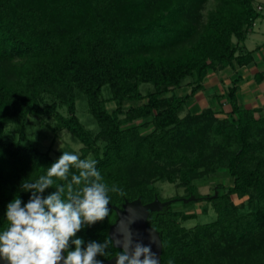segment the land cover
Segmentation results:
<instances>
[{"label": "trees", "instance_id": "16d2710c", "mask_svg": "<svg viewBox=\"0 0 264 264\" xmlns=\"http://www.w3.org/2000/svg\"><path fill=\"white\" fill-rule=\"evenodd\" d=\"M254 1L217 0L204 22L209 0H0V232L8 226V203L17 196L27 203L31 195L21 183L36 181L56 161L23 144L28 117H49L84 146L82 159L93 154L102 182L117 189L109 191L108 216L78 233L85 241H112L118 215L110 206L164 202L154 183L165 181L193 200L169 199L148 217L162 240V264H264V118L239 107L242 78L224 95L227 119L212 108L180 116L210 72L251 62L239 44L260 17ZM188 78L190 91L180 96ZM144 84L153 90L143 94ZM81 95L99 126L96 135L77 115ZM12 124L20 125L18 140L8 134ZM221 170L232 186L201 195L194 182ZM234 197L246 198V211ZM204 201L216 220L186 229L182 222L197 217L186 208ZM108 251L98 259L106 263L121 250L110 244Z\"/></svg>", "mask_w": 264, "mask_h": 264}, {"label": "clouds", "instance_id": "9594fccd", "mask_svg": "<svg viewBox=\"0 0 264 264\" xmlns=\"http://www.w3.org/2000/svg\"><path fill=\"white\" fill-rule=\"evenodd\" d=\"M96 163L63 152L45 175L21 183L23 192L31 195L27 203L17 196L7 205L8 226L0 232V260L5 264H104L98 257L108 255L109 245L117 244L121 251L115 264H159L151 244L134 240L124 224L118 241H85L78 235L108 216L109 191H117L102 182ZM72 169L76 171L69 180Z\"/></svg>", "mask_w": 264, "mask_h": 264}, {"label": "rangeland", "instance_id": "374dc122", "mask_svg": "<svg viewBox=\"0 0 264 264\" xmlns=\"http://www.w3.org/2000/svg\"><path fill=\"white\" fill-rule=\"evenodd\" d=\"M259 0H255V5L258 4ZM217 6V0H209L208 4L205 6L203 10V21L206 22L208 15L211 11L215 9ZM228 69H232L229 67ZM226 69V70H228ZM229 71V70H228ZM227 71V72H228ZM226 72V74H227ZM212 75L210 73L209 77ZM191 78H188L184 81L182 88H180L177 92L180 96L186 95L190 88L188 87V83L190 82ZM213 80V79H212ZM208 82V81H207ZM209 86V83L207 84ZM219 85V84H218ZM153 90L152 85L144 84L141 86V92L143 94H147L148 91ZM225 87L222 88L221 86L215 89H206L204 93H207V97L209 99L216 98L214 97L215 94H222L224 92ZM214 94V95H213ZM103 97L104 99H108L111 97V91L109 87H104L103 89ZM208 99V100H209ZM221 103L220 100H218ZM226 102V101H225ZM224 104V101L221 103ZM190 105V104H189ZM186 106L184 111L181 113V117H185L190 110V106ZM115 107L114 103L108 104V109L112 111ZM227 108V107H226ZM230 110V108H227ZM65 114V112L63 111ZM77 115L82 122V124L86 127L87 130L91 131L94 135H96L99 131V126L94 119V117L88 111L87 99L85 96H79L77 100ZM18 124H12L8 127V134L11 139L18 140L19 137V127ZM152 127L149 129H143L142 133L146 134L151 131ZM23 132L25 135V140H23V144L31 143L38 147L42 152H50L51 157L54 160H57L59 156L63 152H68L72 154H77L82 159L83 148L84 146L67 130H59L57 128L56 121L53 118L49 117H28L27 121L23 124ZM99 146H103L104 143L99 142ZM86 158L93 159V154H89ZM225 175H211L204 177L202 179L196 180L194 183L197 185L199 192L201 195H210L212 196L215 193V188L218 185H231L233 180L226 178ZM155 186L160 192V198L165 202L169 199L177 198L179 200L185 199L186 192L184 188H181L177 185V183H168L165 181H156ZM246 198L238 199L236 197L233 198V202L239 207L240 212L247 210ZM184 204V203H183ZM183 204L177 202L174 206L181 209ZM186 205V204H185ZM205 208L207 210L205 211ZM186 214L190 215H197L196 218L188 220L186 222H182V225L188 229L192 230L197 225L208 224L216 220L217 214L212 207V205L206 201L204 202H196L191 204L185 210Z\"/></svg>", "mask_w": 264, "mask_h": 264}, {"label": "crops", "instance_id": "0c3cea01", "mask_svg": "<svg viewBox=\"0 0 264 264\" xmlns=\"http://www.w3.org/2000/svg\"><path fill=\"white\" fill-rule=\"evenodd\" d=\"M255 7L256 9H259V7L262 8L259 11L260 17L254 23L252 30L245 36L243 42L239 44V48L242 49L243 53H251V62L245 66L237 67L236 69L226 68L229 71L225 69L218 72H210L212 75L209 77L210 73L208 74L204 89L199 91L191 100L189 105L190 110L187 114H200L212 108L218 119H227L231 112V108L224 95L228 91L233 80L240 76L242 79L239 83V90L237 92L239 107L243 110L254 111V115L257 119L264 118V0H259ZM234 45H238L237 39H234ZM208 83L209 86L207 85ZM220 86L222 88L225 87L226 90H224L222 94H213L214 97H216L215 99H209L207 93H204L206 89L210 90L213 88L217 90ZM218 100H220L221 103L224 101V104L219 103ZM226 107L230 108V110ZM217 175H225L227 176L226 178L233 180L226 170L219 171ZM222 185L225 187L232 186V184L229 186Z\"/></svg>", "mask_w": 264, "mask_h": 264}, {"label": "water", "instance_id": "95a60500", "mask_svg": "<svg viewBox=\"0 0 264 264\" xmlns=\"http://www.w3.org/2000/svg\"><path fill=\"white\" fill-rule=\"evenodd\" d=\"M192 200L193 199H183L182 202L186 204ZM172 202L173 201L161 202L158 198H156L151 203L143 204L140 199H137L132 202H126L122 209L116 206H110L118 215L116 224L112 226L110 230V237L112 241H118L122 238L119 230L121 225L124 224L130 228L133 233L134 240L140 241L146 245L151 244L153 252H155L159 258V264H162V240L159 233L154 228L148 226L147 220L150 213L160 212L164 207ZM113 245L115 248L120 249L117 244ZM116 257L104 264H115ZM0 264H5V262L0 260Z\"/></svg>", "mask_w": 264, "mask_h": 264}, {"label": "built area", "instance_id": "2783aa9c", "mask_svg": "<svg viewBox=\"0 0 264 264\" xmlns=\"http://www.w3.org/2000/svg\"><path fill=\"white\" fill-rule=\"evenodd\" d=\"M259 10H261V8H259Z\"/></svg>", "mask_w": 264, "mask_h": 264}]
</instances>
